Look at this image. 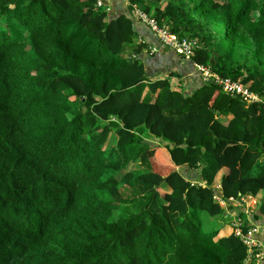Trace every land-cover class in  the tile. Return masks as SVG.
Segmentation results:
<instances>
[{"label":"trees","instance_id":"16d2710c","mask_svg":"<svg viewBox=\"0 0 264 264\" xmlns=\"http://www.w3.org/2000/svg\"><path fill=\"white\" fill-rule=\"evenodd\" d=\"M121 2L0 0V264H244L232 221L203 215L264 190V0ZM133 4L200 42L191 67L257 99L201 69L192 91L153 78L141 53L163 47Z\"/></svg>","mask_w":264,"mask_h":264},{"label":"built area","instance_id":"2783aa9c","mask_svg":"<svg viewBox=\"0 0 264 264\" xmlns=\"http://www.w3.org/2000/svg\"><path fill=\"white\" fill-rule=\"evenodd\" d=\"M130 2V0H124ZM109 0H95L96 8L108 7ZM136 15L144 22H146L149 28L154 32L160 41V46L168 49H172L180 55L186 58H192L198 48L201 47L200 42L189 36L181 37L179 34L172 31L171 26L167 23H159L154 15L142 10L137 4H133ZM149 51L151 53L157 52L159 47L157 45H150ZM197 67L202 70L205 79H214L222 85L223 90L229 94L238 95L242 94L249 100L257 99V95L251 92L247 85L240 81L234 80L231 77H222L219 74L213 72L208 66L197 64ZM252 196H242L238 199H233L234 205L242 206L243 203H248ZM220 203L225 206L227 201L220 199ZM235 234L239 236L242 241L247 245L248 253L244 260V264H264V248L261 242L258 240L257 235L264 232V226L259 224H253L248 227L247 230L243 229V219L241 217L234 218L232 220Z\"/></svg>","mask_w":264,"mask_h":264},{"label":"crops","instance_id":"0c3cea01","mask_svg":"<svg viewBox=\"0 0 264 264\" xmlns=\"http://www.w3.org/2000/svg\"><path fill=\"white\" fill-rule=\"evenodd\" d=\"M108 7L112 13L126 12V7L124 4H122L121 0H109ZM136 30L138 32L137 38L135 39L136 42L144 41V39L148 40L149 38L152 40V36L149 34L146 26L143 23H137ZM141 56L145 59L146 67L153 78L158 76H166L169 73L177 74L172 77L173 84L179 89L183 88L186 91H192V89H194L197 86V83L200 81L201 75L197 70L199 69L197 65L193 64L194 66L191 67L190 61L186 60L187 58L181 59L168 48H160V50H158V52L154 55L149 51L148 48H145L141 53ZM260 198V194L257 196H252L250 202L242 207H239V210L245 212L249 219H252L253 213L256 212V209L251 205L254 204L253 202L255 201L259 204L261 200ZM229 203L232 204L233 201H230ZM233 210L226 208V216L224 217L226 219L227 217H229V219H234L235 215H240L239 213L235 214ZM229 215H231L232 218ZM227 221L232 220L227 219L222 223V225ZM253 224H259V222L253 221ZM260 225H264V223ZM257 237L264 248V232L259 233ZM261 264H263V262Z\"/></svg>","mask_w":264,"mask_h":264},{"label":"rangeland","instance_id":"374dc122","mask_svg":"<svg viewBox=\"0 0 264 264\" xmlns=\"http://www.w3.org/2000/svg\"><path fill=\"white\" fill-rule=\"evenodd\" d=\"M204 75V74H203ZM147 91V88L145 89V92ZM151 141H154V140H152L151 139ZM158 140H155V142H157ZM154 149H155V153H154V155L151 157V160H152V164H153V166H154V168H157V167H160V169H162V171L163 172H168V171H170V170H172V169H174V166L173 165H169V164H165L164 162H165V156H166V149L163 147V146H160V151L161 152H159V151H157L156 150V148L154 147ZM156 162V163H155ZM132 166V165H131ZM261 166H264V157L261 159ZM261 166H258L257 167V169H256V171H255V174H257L258 172H260V167ZM168 168V169H165V168ZM130 167H128V169H129ZM261 197L263 198L264 197V190H262V192H261ZM261 199V198H260ZM250 201H248V203H249ZM256 202V201H255ZM253 202L254 204H252L251 206L253 207L254 206V208L256 209L257 208V206H258V202ZM247 203V204H248ZM244 205H246V203H243V205L242 206H244ZM242 206H236V205H234L233 203L231 204V203H227L225 206H223L225 209L227 208V209H234L233 211L235 212V214L236 213H239L238 211H239V207H242ZM254 209V210H255ZM225 212H226V210H225ZM121 214V212L119 213V210H116L115 212H114V215H113V218H116V217H118L119 215ZM205 218V220L204 221H206L205 222V227L207 228V229H209V231H212V230H214L215 228H222L224 225H222V223L225 221V220H233V219H229V217H227V219L224 217V216H226V214H221V215H218V216H214V217H210V216H208V215H203ZM228 216V215H227ZM231 218H232V216L231 215H229ZM244 216V215H243ZM243 216H241V215H235V217L234 218H236L237 219V217H242V218H246V219H249V217L247 216V214H245V216L243 217Z\"/></svg>","mask_w":264,"mask_h":264}]
</instances>
